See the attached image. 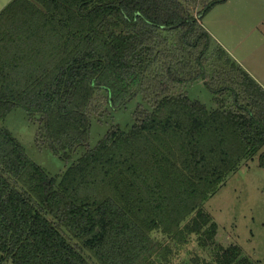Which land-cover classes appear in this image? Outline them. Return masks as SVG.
Segmentation results:
<instances>
[{
  "label": "trees",
  "instance_id": "trees-1",
  "mask_svg": "<svg viewBox=\"0 0 264 264\" xmlns=\"http://www.w3.org/2000/svg\"><path fill=\"white\" fill-rule=\"evenodd\" d=\"M224 1L0 10V264H256L216 241L204 208L264 148V86L201 21ZM199 80L214 107L185 90ZM138 94L133 125L91 147L93 117ZM16 107L37 123L38 146L67 162L85 151L51 176L2 124Z\"/></svg>",
  "mask_w": 264,
  "mask_h": 264
},
{
  "label": "rangeland",
  "instance_id": "rangeland-1",
  "mask_svg": "<svg viewBox=\"0 0 264 264\" xmlns=\"http://www.w3.org/2000/svg\"><path fill=\"white\" fill-rule=\"evenodd\" d=\"M235 13L243 15L240 18ZM201 21L231 56L264 86V0L217 3ZM185 90L190 98L200 100L209 108L215 106L213 95L202 80L187 84ZM139 103L145 104L141 94L121 109L109 108L102 117L95 115L89 145L95 146L117 125L129 129L135 122L134 113ZM2 124L22 143L27 154L51 176L61 175L85 151L84 146L79 147L67 162L47 145L38 146V125L20 107L14 108ZM263 152L264 148L229 174L225 183L204 204L218 225L216 241L223 246L239 245L243 253L256 264H264Z\"/></svg>",
  "mask_w": 264,
  "mask_h": 264
},
{
  "label": "crops",
  "instance_id": "crops-1",
  "mask_svg": "<svg viewBox=\"0 0 264 264\" xmlns=\"http://www.w3.org/2000/svg\"><path fill=\"white\" fill-rule=\"evenodd\" d=\"M10 1H11V0H0V10L3 9L4 6L7 5ZM227 1H228V0H226V1H224V2H220V3H226ZM4 4H5V5H4ZM213 7H214V6H213ZM213 7H212V8H213ZM235 15H236V17H240V18H241L243 14H240V13L237 14V13H235ZM209 30H210V29H209ZM209 30H208V31H209ZM210 31H211V30H210ZM210 31H209V32H210ZM211 32H212V31H211ZM211 32H210V33H211ZM212 33H213V32H212ZM212 33H211V34H212ZM212 36L215 37L213 34H212ZM218 42L221 43L219 40H218ZM221 44H222V43H221Z\"/></svg>",
  "mask_w": 264,
  "mask_h": 264
}]
</instances>
